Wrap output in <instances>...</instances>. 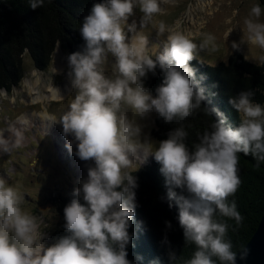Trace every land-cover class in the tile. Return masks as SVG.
<instances>
[{"label":"clouds","instance_id":"9594fccd","mask_svg":"<svg viewBox=\"0 0 264 264\" xmlns=\"http://www.w3.org/2000/svg\"><path fill=\"white\" fill-rule=\"evenodd\" d=\"M45 0H28L32 10L44 6ZM134 8L142 13L140 26H148L161 12L160 0H104L95 3L82 23L80 34L85 41L82 51L67 59L72 70L75 98L59 120L63 135H72L77 144L75 155L92 160L87 179L73 192L75 197L63 209L64 229L68 233L45 248L48 236L39 231L36 218L21 207L23 197L0 179V264H132L127 259L131 242L129 227L135 217L136 178L128 171L132 155L143 147L137 143L142 129L136 117L143 118L155 110L165 123L177 121L167 139L158 142L154 151L160 172L165 177L169 201L179 208V224L186 244L196 250L186 264H236L237 254L226 239L228 224L217 216L242 223L235 201L229 202L240 187L239 155H251L264 163V106L253 102L254 92L242 91L229 104L242 114L240 125L233 129L219 109L204 108L217 120L198 137L190 149L183 121L201 109L207 99L195 81L190 61L203 49L182 33L168 35L156 61L147 54V37L140 43L128 40L136 24H128ZM262 14L253 5L250 16L256 21ZM248 43L264 49V23L245 21ZM159 25L158 34L164 35ZM233 48L238 45L233 43ZM109 54L115 58L114 78L106 76ZM157 63L164 73L163 83L154 98L144 85ZM132 112V118L128 116ZM144 143H150L145 140ZM72 152V141L66 143ZM117 189H120L119 191ZM174 189H180L178 195ZM169 207L172 204L169 203ZM170 228V222H165ZM249 250L240 254L247 258ZM170 259H176L170 253Z\"/></svg>","mask_w":264,"mask_h":264},{"label":"trees","instance_id":"16d2710c","mask_svg":"<svg viewBox=\"0 0 264 264\" xmlns=\"http://www.w3.org/2000/svg\"><path fill=\"white\" fill-rule=\"evenodd\" d=\"M264 4V0H260ZM104 0H45L44 6L32 10L28 0H0V89L10 92L21 81L24 68L22 55L26 51L34 68L45 70L50 63L56 43H60L69 55L82 51L85 41L80 34L84 18L90 14L95 3ZM156 61L157 56L150 57ZM195 70V81L207 97L201 109L183 121L191 149L198 137L210 128L218 118L213 113L207 115L204 108L219 109L227 117L228 124L237 128L241 123L239 114L229 99L242 91L254 92L253 102L264 106V60L260 64L247 61L240 49L234 48L226 62L211 65L194 58L189 62ZM164 73L158 63L155 75L151 72L144 79V85L155 98L156 89L163 83ZM177 121L165 123L156 112L153 138L158 142L167 139L168 133L178 127ZM239 155V176L241 184L229 202L235 201L237 210L244 218L242 223L217 216L228 224L226 239L231 241L232 251L237 253L249 240L264 213V163L257 164L251 156ZM161 165L152 157L148 164L135 170H128L137 181L135 189V217L128 229L131 242L127 246V259L132 264H186L196 250L194 244H186L180 227L179 208L175 201L167 197L168 187L160 172ZM75 189L56 193L57 213L60 221L54 230L59 238L68 235L64 229L63 209L71 200L79 199L83 204V194L73 195ZM118 191L120 189H117ZM178 195L180 189H174ZM169 203L172 207H169ZM170 222L169 228L165 222ZM175 253L176 259H170ZM219 264V261H217Z\"/></svg>","mask_w":264,"mask_h":264},{"label":"rangeland","instance_id":"374dc122","mask_svg":"<svg viewBox=\"0 0 264 264\" xmlns=\"http://www.w3.org/2000/svg\"><path fill=\"white\" fill-rule=\"evenodd\" d=\"M256 4L262 8L258 21L250 16L252 6ZM160 8L161 12L144 28L140 26L142 13L139 8H134L127 22L136 24L135 31L127 33L129 42L140 43L147 37V54L150 57L162 53L168 35L182 33L198 46H204L203 49L198 47L195 58L211 65L226 62L234 50L233 43L240 47L247 61L260 64L264 60V49L248 43L250 34L245 24L249 18L264 23V4L260 0H160ZM193 15L197 18L194 24L188 20ZM160 24L165 26L164 35L158 34ZM68 56L63 45L56 43L49 66L38 70L25 51L21 81L10 92L0 89V179L22 195L21 207L36 218L39 231L48 236L42 241L45 248L57 241L54 230L60 217L54 200L56 193L80 188V182L87 179L88 168L95 167L94 161L79 159L75 155L76 148H72L71 153L58 149L52 137L31 119L33 113L44 110L59 120L68 111L77 93L73 86L64 98L42 99L47 94V86L58 87L68 75H72ZM114 63L115 58L109 54L105 72L109 78H114ZM36 96L41 101L32 102ZM127 114L131 119V110ZM155 116L156 111L153 110L143 118L136 117L142 129L137 143L143 147L132 155V166L128 170L148 164L154 157L152 154L145 156V153L158 146V141L151 134ZM145 140L150 143H144Z\"/></svg>","mask_w":264,"mask_h":264},{"label":"bare ground","instance_id":"6f19581e","mask_svg":"<svg viewBox=\"0 0 264 264\" xmlns=\"http://www.w3.org/2000/svg\"><path fill=\"white\" fill-rule=\"evenodd\" d=\"M207 7H208V5H207ZM189 13H191L190 10H189ZM188 20L192 21L193 24L197 23V18L195 17V15H193V17H189ZM176 23H178V21ZM56 70H57V68H56ZM72 80H73L72 75H68L65 78V81L62 85H60L58 87L47 86L46 87L47 94L42 96V99H44L46 101H51V100H59L61 98H64L69 93V91L71 90ZM30 89H32V87ZM37 100L41 101V99L37 96L31 99L32 102H35ZM31 119L33 120V122L39 123L41 128H43L44 131L49 136L52 137V139L54 140V144L56 147H58V149L60 148L61 150H64V151L68 150L65 146L66 143L64 141L67 140V142H68L69 140H71L72 141V148H76L75 151H77L78 142L75 141V138L72 135H69L67 137H65L63 135L62 124L55 122L58 119L55 118L52 114H49L47 111L42 110L41 112L33 113L31 115ZM25 122H26V120H25Z\"/></svg>","mask_w":264,"mask_h":264},{"label":"water","instance_id":"95a60500","mask_svg":"<svg viewBox=\"0 0 264 264\" xmlns=\"http://www.w3.org/2000/svg\"><path fill=\"white\" fill-rule=\"evenodd\" d=\"M249 250L246 259L241 260L240 254ZM236 264H264V213L261 215L255 231L245 243V245L236 253Z\"/></svg>","mask_w":264,"mask_h":264}]
</instances>
